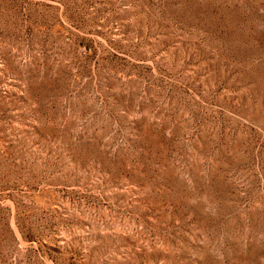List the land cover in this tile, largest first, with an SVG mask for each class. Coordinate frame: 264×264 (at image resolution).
Masks as SVG:
<instances>
[{"label":"rangeland","instance_id":"374dc122","mask_svg":"<svg viewBox=\"0 0 264 264\" xmlns=\"http://www.w3.org/2000/svg\"><path fill=\"white\" fill-rule=\"evenodd\" d=\"M0 264H264V0H0Z\"/></svg>","mask_w":264,"mask_h":264}]
</instances>
